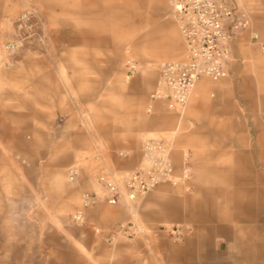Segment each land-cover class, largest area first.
Masks as SVG:
<instances>
[{
	"label": "rangeland",
	"instance_id": "1",
	"mask_svg": "<svg viewBox=\"0 0 264 264\" xmlns=\"http://www.w3.org/2000/svg\"><path fill=\"white\" fill-rule=\"evenodd\" d=\"M160 2L0 0V264H188L187 248L196 254L209 227L210 249L222 264H264V171L246 167L258 137L264 145V51L243 34L232 46L227 77L204 78L211 86L206 103L193 104V92L177 113L150 103L160 64L184 51L168 1ZM237 2L264 41L257 26L264 0ZM28 7L40 15L44 44L7 54L3 47ZM164 31L175 42L167 57L152 58ZM126 50L137 65L130 78ZM149 139L168 145L176 176L186 164L188 181L107 204L97 177H112L124 192ZM91 193L96 202L82 207ZM251 198L259 202H246ZM233 206H252L255 217L235 223ZM79 211L83 223L72 219ZM202 211L218 221H201ZM220 227L230 236L216 234ZM245 230L254 231L245 237ZM192 263L201 261L195 256Z\"/></svg>",
	"mask_w": 264,
	"mask_h": 264
},
{
	"label": "built area",
	"instance_id": "2",
	"mask_svg": "<svg viewBox=\"0 0 264 264\" xmlns=\"http://www.w3.org/2000/svg\"><path fill=\"white\" fill-rule=\"evenodd\" d=\"M183 42L180 60L163 62L159 76L149 99L150 103L163 102L168 111L180 112L185 107L196 83L207 78L219 81L227 77L232 57V46L239 37L249 33L250 39L264 51V41L251 31L250 19L237 0H167ZM15 35L3 50L16 54L27 44H44L41 19L33 7L22 10L15 21ZM125 75L132 77L137 71L135 61L125 51ZM151 104L148 105V111ZM76 169L69 170L73 179ZM189 172L184 164L181 176H176L170 157V148L161 140L149 139L142 143L139 166L124 181V192L112 177L100 174L97 182L104 191V201L116 206L123 198L133 201L154 190L162 183L175 185L179 180L188 181ZM94 193L82 196V207L94 204ZM72 219L83 223V213L77 212Z\"/></svg>",
	"mask_w": 264,
	"mask_h": 264
},
{
	"label": "crops",
	"instance_id": "3",
	"mask_svg": "<svg viewBox=\"0 0 264 264\" xmlns=\"http://www.w3.org/2000/svg\"><path fill=\"white\" fill-rule=\"evenodd\" d=\"M154 1L157 4L161 3L160 0H154ZM117 14H118L117 17L119 20L122 21V24L123 23L127 24L125 16L120 17L119 12ZM132 24H133V19L129 20V23L127 25L133 26ZM257 26H258L259 30L261 31V33L264 35V23L262 21L261 22L257 21ZM239 38L237 40H239ZM170 41H172L171 43L175 42V35L170 31H164L162 41L157 42L156 44L153 45V47L150 51L151 57L152 58L167 57L168 52H169L168 50L170 48H172ZM174 49H175V47H174ZM140 53L141 52L138 48L134 49V54L136 56H139ZM260 60L262 62H264V57H262ZM210 87H211L210 84L204 78L200 79L196 83V85L192 91L193 92V104L206 103L207 102L206 94H207V91L209 90ZM251 94H252V92L250 90L247 91V101H248V104L250 106L253 105V99H252ZM259 98L262 100L261 101V103H262L261 107H263L262 111L264 112V95L259 96ZM259 98H258V100H259ZM158 123L164 124L165 120L159 119ZM250 154L252 155V157H255V160H252V162L250 164L246 165L247 169H249V170H259L260 169V170L264 171V145H263L262 140L259 137L256 139L254 148L250 150ZM262 177H263L262 179L264 180V174ZM198 178L200 180H207L202 175H199V174H198ZM263 185H264V182H263L262 186ZM236 197L237 196H235V195L232 196V203H235V204L238 203ZM248 197H249V195H248ZM246 202H249V203L257 202L258 203L259 201L255 200V199L252 200V198H251V200L247 199ZM261 203H264L263 198L261 200ZM240 210L238 209L237 206H235V207L233 206V208L230 212V216L233 217V221L235 223H238L239 218L241 219V223H242L243 219L255 217L254 209L252 206L251 207L249 206V208L245 212H243L244 210L243 211L242 210L240 211ZM249 212H250V214H249ZM169 213H170V215L176 214L175 211H170ZM200 216H201V221H203L205 223H209V222H213L214 220H217L216 219L217 217H214L213 214H211L208 211H202L200 213ZM247 231L252 233L254 230H245V232H243L245 237L247 236ZM215 232H216V234H220V235H222L223 232H227L228 234L230 233L229 229H225V228H221V227L216 229ZM262 233H264V230H262ZM212 234H213L212 228L209 227V228H207V230H205V232L202 234V236L199 239V251L196 254L193 252V250L191 248H187L186 254H187L188 260H189L188 264H194V263H192V261H193L195 256L198 257V259L201 261V264H222V257L220 255V253L210 249V240H211ZM229 236H230V234H229ZM235 240L237 242H239L240 239L236 238ZM247 240L249 241V239H247ZM241 241H243V239ZM248 245H249V242H248ZM263 245H264V243H263ZM262 261L264 262V259H262Z\"/></svg>",
	"mask_w": 264,
	"mask_h": 264
},
{
	"label": "bare ground",
	"instance_id": "4",
	"mask_svg": "<svg viewBox=\"0 0 264 264\" xmlns=\"http://www.w3.org/2000/svg\"><path fill=\"white\" fill-rule=\"evenodd\" d=\"M195 87V86H194ZM194 89V88H193ZM193 89H192V91H193ZM192 91L190 92V95L192 94ZM190 95H189V97H190ZM122 201H125V202H127L128 201V199H126V198H123V200Z\"/></svg>",
	"mask_w": 264,
	"mask_h": 264
}]
</instances>
